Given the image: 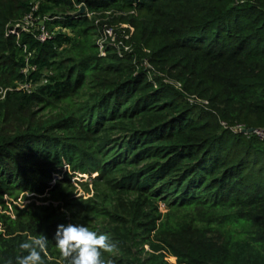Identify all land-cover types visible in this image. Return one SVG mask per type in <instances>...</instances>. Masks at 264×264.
Wrapping results in <instances>:
<instances>
[{
    "label": "trees",
    "instance_id": "16d2710c",
    "mask_svg": "<svg viewBox=\"0 0 264 264\" xmlns=\"http://www.w3.org/2000/svg\"><path fill=\"white\" fill-rule=\"evenodd\" d=\"M239 129H264V0H0V264L43 236L66 264L69 224L105 264H264Z\"/></svg>",
    "mask_w": 264,
    "mask_h": 264
},
{
    "label": "clouds",
    "instance_id": "9594fccd",
    "mask_svg": "<svg viewBox=\"0 0 264 264\" xmlns=\"http://www.w3.org/2000/svg\"><path fill=\"white\" fill-rule=\"evenodd\" d=\"M48 240L45 236L20 244L26 254L16 257L15 264H45ZM55 245L66 264H105L103 253H110L115 245L106 234H99L80 224L59 225ZM7 264H13L9 260Z\"/></svg>",
    "mask_w": 264,
    "mask_h": 264
},
{
    "label": "built area",
    "instance_id": "2783aa9c",
    "mask_svg": "<svg viewBox=\"0 0 264 264\" xmlns=\"http://www.w3.org/2000/svg\"><path fill=\"white\" fill-rule=\"evenodd\" d=\"M106 33L108 34L109 37H111L113 40H114V37H113V31L112 30H107ZM47 37V34L46 33H42L41 36H40V39L42 41H44ZM241 129L239 130H236V132H240ZM254 134L255 136H257L261 141H264V129H259V130H254V132L252 133Z\"/></svg>",
    "mask_w": 264,
    "mask_h": 264
},
{
    "label": "rangeland",
    "instance_id": "374dc122",
    "mask_svg": "<svg viewBox=\"0 0 264 264\" xmlns=\"http://www.w3.org/2000/svg\"><path fill=\"white\" fill-rule=\"evenodd\" d=\"M88 180V176H79L77 178H74V182L77 185V191L79 192V195H86V193L83 192L82 188L79 186V181L84 182ZM27 203V202H26ZM171 264H176V261L174 259H170Z\"/></svg>",
    "mask_w": 264,
    "mask_h": 264
},
{
    "label": "water",
    "instance_id": "95a60500",
    "mask_svg": "<svg viewBox=\"0 0 264 264\" xmlns=\"http://www.w3.org/2000/svg\"><path fill=\"white\" fill-rule=\"evenodd\" d=\"M84 12H85V8L84 7H81L80 14H82ZM253 132H254V129H243V130H240V133L245 134V135H250Z\"/></svg>",
    "mask_w": 264,
    "mask_h": 264
}]
</instances>
